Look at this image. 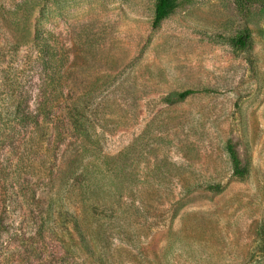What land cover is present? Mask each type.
Listing matches in <instances>:
<instances>
[{
  "label": "rangeland",
  "instance_id": "1",
  "mask_svg": "<svg viewBox=\"0 0 264 264\" xmlns=\"http://www.w3.org/2000/svg\"><path fill=\"white\" fill-rule=\"evenodd\" d=\"M156 2L0 0V264H264V0Z\"/></svg>",
  "mask_w": 264,
  "mask_h": 264
},
{
  "label": "trees",
  "instance_id": "2",
  "mask_svg": "<svg viewBox=\"0 0 264 264\" xmlns=\"http://www.w3.org/2000/svg\"><path fill=\"white\" fill-rule=\"evenodd\" d=\"M183 1L188 0H157L156 7H155V19H154V25L157 26L161 22H163L165 19L170 17L180 6V4ZM241 2H247L248 0H240ZM232 45L237 50H247L250 49L253 46V36L251 30L247 29L242 34H240L237 38L232 40ZM48 59L51 58L52 54H47ZM192 91H185L183 93L178 94L179 98H185L186 96L192 94ZM54 92L49 91L45 92L43 94V100L42 102H39L37 105V108L34 112L29 111L26 118L29 119L31 122H34L37 126L40 128H43V130L52 131L57 134H63L71 135L72 133L77 132V127L75 126V123L72 122V112L77 110V107L71 108L68 107L66 112L63 108L60 109V113H63L65 115V119L69 120L70 123H65L63 127L60 125L58 116H55L57 114V104H54L51 102V97H53ZM62 117V116H60ZM64 117V116H63ZM53 119V120H52ZM52 124L54 125V129L50 130L49 126L48 128L44 124ZM61 127V128H60ZM64 132H62V130ZM77 142H73V145H76ZM227 151L229 153L232 166H233V173L234 176L238 179H245L249 174V167L248 165L244 164L241 161L239 151L236 147V145L229 141L227 146ZM86 180L89 183L87 186V190L85 193V196L90 201L92 200H98L102 199L104 196L101 194L102 186L100 185V182L98 180V176H96L90 169ZM212 190L219 191L221 189V186L211 188ZM110 193V192H109ZM108 193V194H109ZM108 196V195H105ZM93 203V202H92Z\"/></svg>",
  "mask_w": 264,
  "mask_h": 264
}]
</instances>
